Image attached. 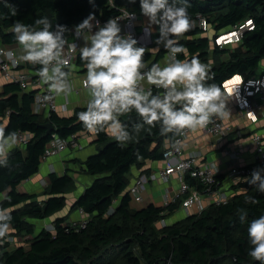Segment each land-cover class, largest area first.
<instances>
[{"label": "trees", "instance_id": "1", "mask_svg": "<svg viewBox=\"0 0 264 264\" xmlns=\"http://www.w3.org/2000/svg\"><path fill=\"white\" fill-rule=\"evenodd\" d=\"M122 9L144 17L139 0H0V38L4 45H16L12 27L17 21L33 25L37 18L47 16L53 30L56 24L66 26V30L90 14L108 21ZM188 13L190 18H205L216 34L248 19L254 21L255 29L246 32L239 45L213 49L210 38L199 29L187 30L178 38L185 48L179 59L195 56L207 64L212 79L206 83L217 84L222 93V84L237 75L245 80L256 77L264 61V0H190ZM166 51L163 44L155 54L146 51V65L161 62ZM76 64H85L80 55ZM23 65L36 71L40 67ZM152 93L162 91L154 89ZM33 102L34 92H24L14 83H7L0 96V129L4 135L16 131L32 136L25 146L11 151L8 166L0 167V207L11 212V231L30 237L28 247H12L10 240L3 243L0 264H261L248 255V223L239 221L238 210L247 211L248 221L264 215V193L246 180L231 185L234 194L226 203H212L176 224L157 228L161 220L176 214L180 203L142 205L144 197L143 202H136L129 193L128 176L133 166L164 160L166 143L173 144L180 135L163 137L158 125H144L135 133L132 126L143 124L135 110L120 116L133 132L125 146H119L109 131L95 132L97 153L83 167L98 178L71 207V213L83 211L88 216L85 227H69L70 214L60 216L67 208L66 195L76 189L68 172L50 174L41 195L21 193L19 187L39 173L41 158L54 135L46 136L43 125L50 123L55 134L66 139L88 131L77 116L86 108L75 109L72 116L53 113L46 118L34 113ZM257 167H264V162ZM185 179L192 194L204 191L196 179L189 175ZM217 181L222 187L224 176H218ZM51 217L55 218L54 231L37 234L30 221Z\"/></svg>", "mask_w": 264, "mask_h": 264}, {"label": "clouds", "instance_id": "2", "mask_svg": "<svg viewBox=\"0 0 264 264\" xmlns=\"http://www.w3.org/2000/svg\"><path fill=\"white\" fill-rule=\"evenodd\" d=\"M139 4L141 14L150 24L158 25L156 43L163 44L167 50L163 65L153 63L146 72L142 71L146 67L143 59L146 49L137 46L138 41L130 34L120 35L119 21L123 16L110 18L100 26L93 13L75 27L76 35L89 42L80 49V59L87 69L83 85L90 99L86 109L77 114L78 120L89 132L110 131L121 147L132 139L133 132L122 123L120 116L133 110L143 120V124L132 126L135 133L144 125H158L163 137L183 135L186 129L204 128L213 117H223L227 113L221 87L206 83L212 79L208 65L195 56L190 60L179 59L185 48L178 38L191 27L190 0H139ZM93 21H96V31H93ZM65 28L56 24L53 30V23L47 16L37 18L33 25L17 21L12 32L20 55L17 56L13 49H0V55L13 65L22 60L40 66L38 76L47 86L50 99L71 92L69 73L62 67L67 64L62 58ZM70 47L75 50L74 44ZM141 81L163 89L162 94L154 95L151 88L146 92L140 90ZM18 142L16 131L4 135L0 129V167L8 166L9 155ZM246 182L264 193V167L254 169ZM249 199L256 202L254 198ZM238 217L242 224L248 223L251 245L248 255L264 264V215L248 221L247 211L239 209ZM12 219L10 210L0 207V244L11 239Z\"/></svg>", "mask_w": 264, "mask_h": 264}, {"label": "built area", "instance_id": "3", "mask_svg": "<svg viewBox=\"0 0 264 264\" xmlns=\"http://www.w3.org/2000/svg\"><path fill=\"white\" fill-rule=\"evenodd\" d=\"M129 14V15H125ZM123 16L119 21V24L123 25V31L121 36L130 34L138 41L140 47H149L153 44L151 36V28L149 26H143L144 17L139 16L136 13L129 12L126 9H122L120 14L116 17ZM115 18V17H114ZM100 22V26H103L107 21H103L100 18H96ZM191 27L190 31L199 29L200 32L211 40L212 49L215 47L225 48L239 45L242 42L243 36L248 31L255 29V23L252 19H248L243 23L235 26L234 28L220 32L216 34L207 20L201 16L196 18H190ZM96 21H93V31L98 30L95 26ZM138 27H142V32H138ZM73 32V40L69 39L68 30L63 33V38L66 41L62 58L67 60V64L62 67L69 72L67 77L71 87V92L79 93L82 89H86L83 85L85 79H81V88L74 86V73L70 72L71 68L76 64V60L80 55V49L84 46L83 36L76 35L75 26ZM75 45V50H72L70 45ZM0 49H12L9 47H0ZM16 51L15 49H13ZM19 56L18 51H16ZM28 63V62H25ZM160 63V62H159ZM264 63V61H263ZM263 63L262 66L263 67ZM29 65H33L28 63ZM22 60L13 65L4 56L0 55V73L6 81V83H14L19 85L24 92H34L33 111L36 114L49 118L51 114H64L68 115L70 111L71 102L66 96V102L59 104L57 96L49 98L50 93L47 87H43L38 71L31 69H23ZM146 68L142 71H148ZM239 76L240 80L232 82ZM230 80L222 84L224 99H231L234 102L235 109L246 118V121L251 125H256L260 122L261 117L264 116V74L260 77H255L249 80H245L243 76L237 75ZM231 84V85H228ZM139 88L142 91H147L149 88L152 90L157 89L155 86L148 87L143 81L139 82ZM36 89V90H34ZM233 89V91H231ZM163 92V89H157ZM227 108V107H226ZM228 113V108H227ZM213 117L212 121L204 128H199L202 135L211 136L221 144V152L223 158L227 161L225 170L209 163H199V157L195 154L189 155L187 158H182L185 145L195 134V131L185 130L183 135H180L177 140L170 144V146L164 152V160L168 163L165 167L157 169L149 174H141L134 182L129 186V193L133 196L136 202H143V193L147 189L149 183H164L167 184L176 178L179 181L178 190L172 195L167 196L164 206H168L172 203H180V207L188 215L200 213L204 209V199L206 197L211 198L213 203H226L234 194L228 193L223 190V185L220 187V183L217 181V177L224 176V185L226 180H231V185L245 181L247 177L251 176L254 169L257 168L258 163L264 162V131L253 132L249 135L247 143L244 146L235 145L232 146L231 140L233 135L238 133L233 128L226 116ZM32 136L29 133H19V142L15 148L25 146ZM14 148V149H15ZM80 150L81 144L79 142V136H71L68 139L59 137L54 134L52 140L46 147L45 153L41 158L42 164L48 162L49 159L60 156L67 149ZM13 150V149H12ZM247 152H252V157L247 160ZM185 175H189L190 178L196 179L198 182L204 185L203 192L191 193L190 184L187 183ZM239 178V179H238ZM227 182V181H226ZM198 206V211L194 213V207ZM80 220H72L69 222V227H85L88 222V216L83 212ZM162 227H166V220L159 222ZM51 231H54V227Z\"/></svg>", "mask_w": 264, "mask_h": 264}, {"label": "crops", "instance_id": "4", "mask_svg": "<svg viewBox=\"0 0 264 264\" xmlns=\"http://www.w3.org/2000/svg\"><path fill=\"white\" fill-rule=\"evenodd\" d=\"M119 26L121 27V31H123V25L119 24ZM143 26H149L151 28V36L154 40L155 36L159 33L158 25H151L148 18L145 17L143 19ZM73 29L74 28H70L68 30L70 40H73ZM138 32H142V27H138ZM83 44L89 45V42L84 40ZM0 47H9L15 49L20 55V49L17 44L12 46L4 45L0 38ZM145 49L146 51H150L154 54L158 51V49L156 51L149 48ZM164 61L165 59H163L160 63L163 65ZM22 62L24 63L25 61ZM149 67H151V63L146 65L144 69ZM23 69L31 70L32 68L27 67V65H23ZM70 72L74 73V86L76 88H81V79L86 76L87 69L84 66L80 67L79 65L75 64L74 67L71 68ZM260 72L261 75L264 74V63L263 67H261L259 70V73ZM258 74L256 75V77H259ZM143 83L146 86L151 87V85H148L146 81H143ZM5 85H7V83L0 73V96L3 95V88ZM43 87L47 86L43 85ZM67 96L69 101L71 102L70 111L68 115L60 114L61 116H72L75 109L86 108L87 101L90 99L87 89H82L78 94L75 92H70ZM57 101L59 104L65 103L66 96L63 94L57 96ZM225 101L226 107L228 108L226 118L230 123H232L235 131H238V133L234 134L232 139H230L232 146H235L236 144L244 146L247 143V139L251 133L264 131V116L261 117L258 124L251 125L246 121V118L235 109L234 102L231 99H225ZM3 125H6V123L4 122ZM109 133L111 134V136H114L110 131ZM94 139L95 132H82L79 135V142L81 144L80 150L69 148L60 156L49 159L48 162L41 165L38 174H36L33 178L26 181L19 187V191L21 193H26L29 195H41L43 190L47 187L48 177L50 174L56 173L58 175H63L64 173L68 172L75 182L76 189L66 195L67 208L62 213V215L60 214V216L70 214L69 221L80 220L82 218L80 212L75 211L71 213V207L73 206L74 202L80 197V195L83 194L86 188L92 185L96 179V177L89 175L83 167V163H85L89 159V157L97 153L96 145H94L93 143ZM169 146L170 144L167 142L166 149ZM191 154H195L199 157V163L214 164L215 166H219V168L223 171L227 166V161L223 158L221 152V144H218V141L211 136L202 135L199 128L195 131V134L191 137V139L186 143L182 158H187ZM251 157L252 152H247V160H249ZM168 163L165 160H162L159 162H150L143 166H133L128 176L129 186L141 174H149L150 172L165 167ZM226 181L225 185L223 184V190L228 191V193H233L234 191L231 190V180L229 179ZM178 187L179 181L176 178H173V180L167 184L160 182H151L149 183L147 189L143 194L144 202L142 205H147L151 202L164 204L166 197H172V195L178 190ZM38 198L40 200H43L41 196ZM212 203L213 200H211V198L209 197H206L204 199V208ZM193 211L194 213L197 212L198 206L194 207ZM187 216L188 215L180 207L173 217L166 220V223L167 225L171 226L186 219ZM54 220L55 218L53 217V221Z\"/></svg>", "mask_w": 264, "mask_h": 264}, {"label": "rangeland", "instance_id": "5", "mask_svg": "<svg viewBox=\"0 0 264 264\" xmlns=\"http://www.w3.org/2000/svg\"><path fill=\"white\" fill-rule=\"evenodd\" d=\"M158 36H159V33L155 36V38L153 40V44H151L149 47H146V48H149L151 50L156 51L158 49V44L156 43ZM258 75L260 77L261 72ZM30 223H32V225L34 226L35 232L37 234H39L42 230L51 231L52 228L54 227L53 226V223H54L53 217L48 218L44 221L31 220ZM156 226L158 229H160L162 227L160 223H157ZM10 237H11V239L9 242H10L12 247H17L19 245H24V246L28 247V245H29L30 237L28 236V234H25V233L17 234L14 231H10ZM1 246H3V244H0V248H1Z\"/></svg>", "mask_w": 264, "mask_h": 264}, {"label": "water", "instance_id": "6", "mask_svg": "<svg viewBox=\"0 0 264 264\" xmlns=\"http://www.w3.org/2000/svg\"><path fill=\"white\" fill-rule=\"evenodd\" d=\"M43 128L46 129V131H47L46 136H50L52 134H55L56 129L50 123L43 125ZM96 178H98V177H96Z\"/></svg>", "mask_w": 264, "mask_h": 264}, {"label": "bare ground", "instance_id": "7", "mask_svg": "<svg viewBox=\"0 0 264 264\" xmlns=\"http://www.w3.org/2000/svg\"><path fill=\"white\" fill-rule=\"evenodd\" d=\"M239 80H240V78H239V76H237V78H235L232 82L239 81ZM228 85H231V84H228ZM231 91H233V89Z\"/></svg>", "mask_w": 264, "mask_h": 264}]
</instances>
